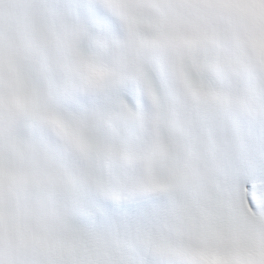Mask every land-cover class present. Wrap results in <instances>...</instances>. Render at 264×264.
Wrapping results in <instances>:
<instances>
[{
    "label": "snow or ice",
    "instance_id": "obj_1",
    "mask_svg": "<svg viewBox=\"0 0 264 264\" xmlns=\"http://www.w3.org/2000/svg\"><path fill=\"white\" fill-rule=\"evenodd\" d=\"M0 264H264V0H0Z\"/></svg>",
    "mask_w": 264,
    "mask_h": 264
}]
</instances>
